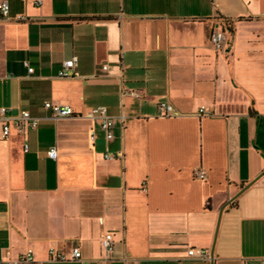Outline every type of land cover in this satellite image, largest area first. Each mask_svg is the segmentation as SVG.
I'll list each match as a JSON object with an SVG mask.
<instances>
[{
    "label": "crops",
    "instance_id": "crops-1",
    "mask_svg": "<svg viewBox=\"0 0 264 264\" xmlns=\"http://www.w3.org/2000/svg\"><path fill=\"white\" fill-rule=\"evenodd\" d=\"M3 1L0 109L40 122L0 125V264H264V0Z\"/></svg>",
    "mask_w": 264,
    "mask_h": 264
},
{
    "label": "built area",
    "instance_id": "built-area-1",
    "mask_svg": "<svg viewBox=\"0 0 264 264\" xmlns=\"http://www.w3.org/2000/svg\"><path fill=\"white\" fill-rule=\"evenodd\" d=\"M10 6L7 1H3L0 3V14L2 17L7 18L9 16ZM19 19H24V17L20 16ZM211 41L213 45L217 49H221L223 47V43L225 41V30L218 29L215 31L211 37ZM77 58L74 57L71 60L65 61L63 64V68L60 71L59 76L61 78H69L72 77L74 74V69L77 65ZM104 71H108L109 67L104 66ZM34 72L33 68H29V73L32 74ZM125 96H133V97H140V94L134 91H126L124 92ZM45 109L52 114V118L54 120H61V119H68L72 117H76V113L74 109L70 106H63L51 102H46L44 105ZM163 109L166 110L168 114L171 116H178L179 113L168 104H162L161 106ZM204 110V109H203ZM202 110V111H203ZM9 111L6 108L0 109V125L2 127V132L5 137H8L12 131V129H16L18 132L23 133L28 130H34L38 127L40 119L33 117L29 111H20L17 115H10L8 114ZM88 118L91 119L93 122L99 121L101 123V128L106 133L108 139L113 138L112 129L114 126V119L108 114V110L106 107H96L93 108L89 114ZM91 139H94V130L91 131ZM25 150H29V146L26 145ZM49 156L51 158L57 157L56 149H52L49 152ZM113 155H106L107 159L113 158ZM197 177L199 179L205 178V172L199 171L197 173ZM102 248L104 251V260L102 264H107L111 254L115 250V240H114V232L109 231L105 233L101 239ZM51 258L54 260L59 261H66L67 257L63 253H59L56 251L55 248L50 249ZM188 256L190 258L196 259H205L206 253L203 250H196L191 249L188 252ZM72 257L74 260H81L82 253L78 246H75L72 252ZM20 262L28 263L33 261V254L32 251H28L27 253L21 255ZM137 264V263H134Z\"/></svg>",
    "mask_w": 264,
    "mask_h": 264
},
{
    "label": "trees",
    "instance_id": "trees-1",
    "mask_svg": "<svg viewBox=\"0 0 264 264\" xmlns=\"http://www.w3.org/2000/svg\"><path fill=\"white\" fill-rule=\"evenodd\" d=\"M227 23V22H226Z\"/></svg>",
    "mask_w": 264,
    "mask_h": 264
}]
</instances>
